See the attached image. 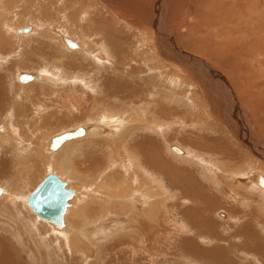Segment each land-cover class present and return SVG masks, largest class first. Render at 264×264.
I'll use <instances>...</instances> for the list:
<instances>
[{"label": "rangeland", "instance_id": "1", "mask_svg": "<svg viewBox=\"0 0 264 264\" xmlns=\"http://www.w3.org/2000/svg\"><path fill=\"white\" fill-rule=\"evenodd\" d=\"M39 1L40 0H35V2H34V0H28L27 3L28 2L29 3L34 2L35 4H38ZM43 1L47 5L51 4L52 8L51 9L48 8L47 12H45L46 10L45 11L41 10L40 12L37 13L40 16H38V15H36L33 12L28 10L29 11L28 13L25 14V12H24V19L22 21H20L21 19L18 15H19V12L21 10L22 3H24V2L21 1L22 3L20 2L21 3L20 4L19 1L17 0L16 3H19V4L15 5V0L14 1L13 0H0V19H4V20L6 19L7 24H3V27H4V30L6 33V37L8 38L7 41L9 42V43L7 42V45H5L6 46L5 48L0 47V59L4 63V64L0 65V79H1L0 80V94H1L0 105H3V104L5 105V106L3 105V107L0 106V145H1V147H0V155H1L0 156V185L3 187L7 184L6 185L7 187H10L13 189L16 188L17 190L18 189L22 190V193H20L22 195L21 198H17V199L14 198L15 201L13 199H12V201L10 200V202L7 201L10 199V197L12 198V196H10V197L8 196L9 198L5 196L4 200H3V196H2V198H0V199H2V200H0L1 201L0 202V225H1L0 226V233H1L0 234V241L2 242V243L0 242L1 243L0 244V249H1L0 254L4 253V251H3L4 248L7 247V245H9L10 252L13 255H17L18 258L21 261H23L25 264H188V263L190 264V262H197L198 264H224V259H221L219 261H215L214 258H212L210 256L209 257L208 256L204 257L203 255L198 256V254H196V253H193V252L189 253L186 250H183L182 249V242H184L186 240L193 239V240H197V242L202 247L212 248V247L216 246L215 248H217L218 246H224L226 249H228L227 251H225L224 254L228 255L229 257L232 256L233 259L235 260L236 264H240L238 259H237L240 252L243 251L240 248L241 247L240 243L239 244L238 243L233 244L234 248L232 247L231 250L229 248L231 245L228 246L229 242L235 241L233 238V235H235L234 230H236L238 227L235 226V229H232L229 231L224 230L225 226H228L227 224L231 225V227H234L233 226L234 222L229 220L228 217H227L228 223L223 222L224 217L222 218L220 216V212H226L227 213L229 211L230 214H233V215H235V214L239 215V213H241V211H245L246 214L252 213L253 210H258L261 207V204L264 205V196L261 197L263 195L261 192H259V191L257 192V190H254V192H253L251 189V191L249 190V192L253 195L252 198L250 199L251 201L248 198L244 197V195L241 194L237 199V201L239 200L238 202H235V203L232 202L233 206L231 205V203L225 204V202H231L230 200H228V197H230V196H228L229 194L226 195L227 193H226L224 187H227V186H226L225 181L219 182V179H221V178H218V177L221 176L220 174L222 173L225 176L226 175L228 176V177L227 176L226 177L228 178L229 181L231 180L233 182V180L229 177L230 173L232 176L234 174H236V176H240L239 172H241L242 170H246V169H241V167L242 168L246 167V162H249L251 160L253 161V159L255 160V158L251 152L244 150V146L240 143V141L238 140L237 137L234 138L230 135L232 133L229 131L228 127L225 126L222 118L219 119V117L216 116L218 125H215L214 123H216V122H215L214 118H211L212 116H210L211 121H209V122L210 123L213 122V124L217 127L216 129L210 128L209 125H207V124H209V122L206 123L207 116L205 117V114L203 111L205 105L202 107L203 102H205V100H206V98H205L206 94L204 95V92H203V90L200 89V87L193 90V89H191L192 86H190L187 89H188V91L190 89L192 91L190 90L188 92L187 90L185 91L186 86L184 85V86H182L183 87L182 90L184 89L182 91L181 87L179 88V85H180L179 83L173 82L171 78H170L171 79L170 80L169 78L165 77L166 75H168L167 72H171V70L174 68V66L173 65L169 66L170 64H169L168 59L165 58V56H162V54H159L161 56H159L160 58L158 57V59L155 57L154 50H153L155 44H154V42L150 41L151 32H148L149 30L147 32L146 31L142 32L140 30L130 28L129 26H127L128 23H126L123 20V18L124 19L127 18L126 19V20H128L127 22H132L134 19H135V21L141 22L142 21L141 19L143 17H145V16H141V15H146L145 13H150V16L152 15L153 19L157 20V12L158 11H157V9H155L154 1H151V0H126L127 3L133 2L134 5H130V6L134 7L133 9H131V11L134 12L135 14L128 12L129 14H127V15L130 16L132 14L131 18L123 17L121 19L116 15V14H118V12L114 11V9L111 7V5L108 4L107 1H104V0H81L84 7H85V10L88 12V13L84 14L85 18L90 16V18L88 17L89 19H85V21L87 20V22L83 21V25L81 26V28L83 30L81 28H79L80 23L79 24H77L75 22L73 23L74 17H73V12H71V9L73 8V2L75 0H43ZM108 1L110 2L113 0H108ZM114 1L117 2V7H122V9H123V5H124L123 3H126V2H123L125 0H114ZM167 1H168V3L172 2L170 0H165V2H167ZM215 1L216 0H209V1L204 0L203 4L205 3L204 5H206L209 2L215 3ZM230 1H232V0H229L227 2V4H221V5L222 6H224V5L230 6L232 4ZM263 2H264V0H253V1L248 0L247 2L245 0H242V4H243L242 7L240 5H237L233 8V12L236 15H234V14L229 15L230 17H232L231 19L234 20V22H229V23L232 26V28L233 27L238 28V31L236 33L229 32L225 28L223 29V25H225L227 27V20L224 21V20H222V18H219V16H215L214 14L217 12H215L213 10L212 11L211 10L210 11L209 10H202V15L199 18V21L195 23V20L192 18L191 14H188L185 17V15L182 12L184 9L180 8L182 5H179L180 6L179 9H178V5H174V7H177L178 11L175 10L174 11L175 14L174 13H170L171 15L169 13L166 14V16L164 18L165 22H164L163 28H162L163 29L162 34L160 36L164 40L172 39L174 42L176 41L175 45H177L179 48L184 49L187 52L192 51V53L199 54V56L203 60L210 63L212 66L215 67V69H217V70L219 69L218 71L219 72L221 71L220 73L221 74L223 73L222 75L225 77V75H227V73H229L231 70H233V68H231L230 65H223V66L221 65L222 66L221 67L219 64H217L215 62V60H213V59L210 60L211 58L209 57L210 54L208 52H205L204 54L209 55L208 56L209 58L207 56H205L204 54H202L201 52L198 53L197 52L199 50L198 44L207 43V45H208L209 43H211L214 45L215 44L218 45L221 42L229 43L233 39L238 40L237 35L244 37L247 34V42L252 41L253 44L250 45V47L254 52L251 50L250 52H245L246 54L245 53H243V54L245 55L246 59L252 58L251 60L253 62L251 64L255 63V65H254V68L253 67L249 68L250 65L246 64L243 66V68L241 70L237 69V72H234V73H238L240 71L239 73H241L244 76V77L242 76V78H244L243 84L246 85L247 81L249 83H247V86H248V87L246 86L247 88L244 85L242 86V88H244V90H245V93L244 92L241 93L240 91L237 92V85H235V86L233 85L234 89H233V86H231L232 90L234 92L233 97H232V101L235 100L236 104L239 107H241V111H244L245 114H247L248 118H247L246 122L251 123L252 125L251 124L248 125L247 123L246 124L248 125L249 128H252L251 132L253 133V135H256L257 137L261 136V137H263V140H264V131H262L264 129V104H263L264 103V87H263L264 86V51L259 52L260 49L264 50V47L259 48L258 45L254 46L255 43L260 44V43L264 42V36H261V35L259 36L258 32H257L258 30H260L259 26L260 25L262 26L264 24V4H263ZM201 3L202 2H200V5H199L200 8H202ZM9 4H11V7H13V8H10ZM127 6H129V5H127ZM247 6L249 7L248 10H246ZM208 7H210V6H208ZM260 7H261V9H260ZM32 8L35 9V6ZM143 8L145 9V11ZM173 8H172V10H173ZM122 9L120 8L121 11H122ZM134 9H136V11ZM239 9H240V12H238ZM165 10H166V8L163 7V10L161 12L163 13ZM254 10H256L257 13ZM121 11H119L120 14L126 16V14L121 13ZM51 12H52V15H51ZM177 12H180V14ZM237 13H239V14H237ZM251 13L254 15H250ZM30 15H33V16H30ZM133 17H134V19H133ZM173 17H174V19H173ZM90 19L92 21H90ZM32 21H33V24H31ZM260 21H263V23ZM85 23H87V24H85ZM28 25L32 26V29L36 30L35 31L36 33L34 31H32L31 32L32 34L35 33L32 35L31 33L24 34V33L20 32L19 34L22 36L23 35L26 36V38H24V40H23V37L21 38V36H20V42H19V39L16 38L17 37V31L19 30V28L26 27ZM239 25H242L241 26L242 28H240ZM13 26L17 27L16 31H13V29H12V28H14ZM77 26L79 29L77 28ZM256 26H258L259 29L255 28ZM254 28H255V30H254ZM209 29L219 30V31H217L216 35H214V33H212V34L209 33ZM49 30H50L51 34L49 33ZM71 30L74 31V34L72 33L73 31H71ZM77 30L80 33L79 34L80 36H77L78 35ZM66 31L68 32V35H70V36L72 34H73V36L76 35L75 37L80 38L83 41L86 40L85 42H87V43L89 41H93L92 43L95 46H97L98 44L103 42L104 45H106L105 46L106 49L104 51L108 52V53H104V51L103 52L101 51V55H98L97 53H94L96 51L94 48L93 49L87 48L81 41H78L79 45H80L79 49L73 50L72 48H69L68 46H66V44L63 40L65 36H68ZM83 32H84V34H82ZM108 33L111 34L112 36L109 37ZM222 33H225V34H223V35H225L224 37H221ZM114 34H118L122 38L118 37V36L113 37ZM70 36H68V37L70 39H72ZM258 36L261 38V40L263 37L262 42L260 41V38ZM119 38H120V40H119ZM209 38H210V40H209ZM116 39H117V41H115ZM122 39H123V41H122ZM35 40H36V42H35ZM53 40H54V42H53ZM112 40L114 42H112ZM255 40H258V41L256 42ZM49 41L53 42V43H50ZM206 41H208V42H206ZM238 41L240 42V40H238ZM10 42H11V44H10ZM96 42H98V43H96ZM40 43H41V45H40ZM61 44L65 47H63ZM93 44H91V47ZM195 45H197L196 48H194ZM61 49H62V51H61ZM63 49H65V50H63ZM136 49H138V50H136ZM193 49L196 51H193ZM156 50L158 51V48ZM69 51L72 53H70ZM90 51L91 52L93 51V52L91 53ZM137 51H139V52H137ZM234 51L235 50L230 51L229 53L233 54V55H235L236 53L242 54V52H239V50H236V53H234ZM137 53H140V54H137ZM247 53H249V54L247 55ZM105 54L107 55V57L109 55L108 59H106V57H105V59H102V60L98 59V58H100L99 56H102ZM111 54L115 57H113ZM251 54H253L252 57H251ZM256 54H257V57H254V55H256ZM121 56H122V59L124 61H121L122 60ZM256 58H257V60H256ZM100 61H101V63H100ZM244 61H247V60H244ZM122 62H124V63H122ZM116 63H117V66H115ZM112 64H114V65H112ZM124 64H125V66H124ZM122 65L124 66V68ZM110 66H112L116 70L114 71V69H113V71L112 70L110 71V68H112ZM165 66H167V67H165ZM223 67H224V69H223ZM247 67H248L249 71L252 70L253 74L255 72L256 73L258 72L257 74H258L259 78H258V76H254V75H256V73L254 75L252 74L253 76H251V71L250 72L247 71L248 70ZM39 68H41L40 71L45 70V72L44 71L40 72L38 70ZM159 68H160V70H159ZM245 68L247 70H245ZM130 69H131V71H130ZM162 69L164 71H162ZM17 71H31V72L34 71L36 73L43 74V76L40 77L41 79L39 77L38 78H39L40 82L42 81L45 84L42 82L40 84L39 80L36 79L35 82L32 81L33 84L29 83V86H28L29 91L28 90L26 91V89H21L20 85H22V84H21V82H19V80L17 78V74H16ZM233 71H235V70H233ZM165 72H166V74L163 75ZM48 73L50 75L51 81L48 80L50 78L47 79L45 77V76H47ZM78 73H79V75H81V74L82 75H81V77H79V79L77 78L78 79L77 80L76 76ZM15 74H16V76H15ZM92 74H94V76ZM95 74H97V75H95ZM245 74H246V76H245ZM83 75H85V76H83ZM90 75H92V77H93V79H91V84L94 85V86L92 85L93 86L92 92H91V89H87V91H86V90H84V89H86V87L85 88L83 87L86 83V80H89L86 77H89ZM154 75L155 76L157 75V76L155 77ZM81 78L84 79V81L81 80ZM155 79H157L156 82H154ZM164 80L166 81V83L169 82L168 84H166V86H165V82H163ZM229 81H230V79H229ZM245 81H246V83H245ZM70 82H72V84L76 82L75 83L76 87L71 88V84H69ZM117 82H118V84H117ZM59 83L62 84L61 86H63V87H57V86H60V85H58ZM152 83H154L153 86H151ZM46 84H48V85L46 86ZM77 84H79L80 86ZM96 84H97V86H96ZM53 85L56 86V88H58V89H55V87ZM162 85H164V86H162ZM170 85H172L171 86L172 89L168 88V87H170ZM52 86H53V88H52ZM77 86H79V87H77ZM116 86L119 88V90ZM50 87H51V89H49ZM96 87H98V89L99 88L100 89L98 90ZM43 88L46 90H43ZM173 88H174V91H171V90H173ZM1 90H2V93H1ZM47 90H48V92H47ZM82 90H84V91H82ZM94 90H95V92H94ZM240 90H243V89H240ZM4 91H5V93H4ZM23 91H25V92H23ZM167 91H169V92H167ZM246 91L248 92V94ZM51 92L52 93L54 92L55 94L57 93V95H52V94H50ZM198 92L199 93L201 92V93L199 94ZM62 93H64V94L62 95ZM144 93H146V94H144ZM161 93H163L162 96H161ZM179 93H180V95H179ZM156 95L157 96L159 95V96L157 97ZM163 95L165 96V98L163 97ZM160 96L162 98H160ZM180 96H182L183 99ZM188 96L192 97L193 99L188 97ZM171 97L174 100H171ZM184 97H186L187 99H190L191 101L195 100V102L197 101L196 99H198L199 100L198 103L201 105V110L200 111L197 110L195 112V110H196L195 107L187 106L185 108L183 105H181V107H179L180 104H185V102L187 101V99ZM153 98H156L157 102H156V99H153ZM163 98H164V100H163ZM180 98L182 99V103H181ZM204 98H205V100H204ZM247 98H248V100H247ZM150 99L155 100V102L153 100L149 101ZM166 99H167V101H165ZM177 99H179V101H177ZM146 100H148L149 102H147ZM257 101L258 102L260 101V102L258 103ZM143 102H146L147 104L144 103L142 105ZM151 102H153V104L155 103L154 104L155 107H154V105H152ZM168 102H170V103H168ZM169 104H171V105H169ZM166 105L171 107L170 111H176L177 110L179 113H184L185 111H187L185 109H188V112L190 114L192 112V114L188 116L187 120L190 117L193 118L194 120H195V118L196 119L198 118V120H201V123L199 124L198 122H196L192 119L194 122H192V123L190 122V123L191 124L195 123L194 125H197L198 127H195V129H193L194 132H191L193 126L190 127V125H189L188 128L190 127V132H191L190 133L189 129L185 130V128H183V125H186L185 122H184V124L181 125V123L183 121L182 122L180 121V123L177 124L176 126H174L175 124H173V126H172V124H171L172 117L170 116L171 113H169L170 115L168 117H170V119H171L170 122L168 120V123H167L168 125L170 124L169 126L166 123H164L167 121H162L163 119H160L159 117H155V119L153 120L155 123H158V124L163 123L162 127L163 126L165 127L166 125H167V127L161 128L160 131H157L154 133L153 132L154 130L151 131L148 128V127H150V126H148V124H149L148 120H151L153 118V116L156 114H157V116H159L160 113L162 112L161 109L163 108V106L166 107ZM102 108H103V110H102ZM112 108L114 109L113 111H116V112L119 111L118 113L122 117V120L119 122V128L117 129L116 134L106 135V134L102 133L101 130L96 131V129H93L95 131L94 132L92 130V128H93L92 127L90 129V131L91 132L93 131L94 133L88 132L91 134H89V135L87 134L85 137L80 138V140L79 139L71 140L65 146H63L61 149H59L60 151L56 150V152L58 151L57 153L54 151L53 152L48 151L47 153H44L42 155L40 153V152H42V150H40V151L37 150V147L42 145L43 142H46L47 140H49V138L51 136L56 135L58 133H61L64 130L74 129L75 127H78L79 125H83L86 123L94 124L96 121L99 122L101 119H103L105 117L106 113H111ZM158 108H160V110ZM182 108L185 111L182 110ZM192 108H193V110H192ZM157 110H159V111H157ZM113 111H112V113H113ZM98 112H100V113H98ZM193 114H195V115H193ZM98 115H99V117H96ZM102 115H104V116H102ZM248 115L251 116V119L249 118ZM7 117H8V120H7ZM121 117H118V118H121ZM130 119L132 121H130ZM158 119H160V120H158ZM8 121L11 123V128L9 127ZM122 122H125V123H122ZM153 125H155V124H153ZM178 125H180V128ZM3 126L6 127V129H4ZM168 127H170L169 129L171 131H173V133H172L173 135L171 134V131L169 129H167ZM184 127H186V126H184ZM248 127H246V128L249 129ZM174 128H177V129H174ZM8 129H9V131H7ZM165 129H167V130H165ZM179 129H180V131H179ZM174 130H177V132L175 131L176 133H174ZM182 130L187 131V132L183 133ZM161 132H162V136H160ZM165 132H166V135L164 136L163 134ZM178 133H180V134H178ZM187 133H189V134H187ZM155 134H156V136H155ZM170 135H171V138H170ZM176 135L179 137H177ZM149 137H151L150 142L148 139ZM165 137H167L166 140H165ZM191 137L193 139H195V138L196 139L193 140ZM108 138H110L111 140H109ZM5 139H7L8 141H7V145L4 144L5 145L4 146L2 143L4 142ZM169 139H170V141H169ZM161 140L163 142H160ZM4 143H6V142H4ZM20 143H23L26 147H29V149H27V151L25 152L24 147L21 148V146L19 145ZM71 143L73 145L75 144V146H72ZM101 143H102V145H101ZM247 143H250V141H248ZM8 144H10L9 147H8ZM15 144H16V146H15ZM133 144H135L136 147H134L135 145H133ZM251 144L254 145L255 143H251ZM17 145H18V147H17ZM43 145H45V143H43ZM196 145H199V148H197ZM12 146H14V147H12ZM103 146L106 148H104ZM130 146H132L134 148H131ZM138 146L140 149L138 148ZM172 146H179V147L183 148L184 151L186 152V154H178V153L174 152L172 149ZM73 147L74 148L77 147V149H74ZM152 147H154V150L157 153V155L152 156L153 160L150 157V155H154L156 153L154 152V154H153V148ZM10 148H11L12 152H11ZM79 148L81 149V151ZM119 149H121V150L119 151ZM133 149H135L136 151H134ZM137 149H138V151H137ZM4 150H6V151L4 152ZM29 150H32V151L29 152ZM75 150L77 152H75ZM61 151H62V153H61ZM130 151H131V153L133 151L132 155H130ZM203 151L205 153L213 154V156L217 157V159L222 158L220 162H217V164L215 163V165H213V168H214L213 171L215 170V173H213V174L217 175V177H215L213 174L212 175L216 178L215 179V181H217L216 183L214 181V177L211 176L210 174L208 175V171L205 172L207 170L206 169L207 167H206L205 162H203V158H206L204 155H202ZM221 151H223V152H221ZM226 151H228V152H226ZM120 152L121 153L123 152L124 154H121ZM245 152L247 154H245ZM135 153L136 154L138 153V154L136 155ZM219 153H220V156H219ZM224 154H226V155H224ZM69 155H71V156H69ZM146 155L148 156V158L150 157V160L147 159ZM171 155H172V157H171ZM133 156L134 157L136 156L135 160L139 157L137 159V162L134 161ZM222 156H224V157H222ZM247 156H248V158H246ZM144 157H146V158L144 159ZM174 157L175 158L177 157V159H175ZM56 158H58V159H56ZM160 158L163 160H161ZM132 160L134 162H132ZM151 160L153 161V163ZM71 161L74 165L71 163ZM141 161H143V162H141ZM229 161H230V164L228 163ZM124 162H125V166L123 167L121 165H124L123 164ZM131 162L133 164H131ZM126 163H128V164L126 165ZM134 163L136 164V166ZM144 163H146V165ZM148 163H150V164L148 165ZM232 163H236V164L239 163L240 169L235 168V167L234 168L231 167V165L232 166L235 165V164L233 165ZM129 164H130V166H128ZM68 165H70V166H68ZM71 165H72V167H71ZM226 165H228V167L224 168V167H226ZM73 166H74V168H73ZM217 166H218V168H217ZM69 167H71V168H69ZM130 167H132V168H130ZM134 167L138 168V169L136 170ZM156 167H158V168H156ZM161 167L162 168L164 167V168L161 169ZM178 167H180V168H178ZM228 168L230 169L229 175H228V170H227ZM219 169H221V170H219ZM237 169H239L238 174L236 173L238 171ZM140 170H142L143 172H140ZM254 170H257V169H254ZM134 171H135V173H134ZM137 171H139L140 173ZM202 171H204L205 173H202ZM224 171L226 174L224 173ZM49 172H56L60 175H63L62 177L64 179L67 177L65 180L70 181L69 187L80 189L79 192H81V195H80V193L78 194V198H76L75 200L73 199L74 200L73 203H75V204L72 205L74 208H73V211H71V213L69 215V218L71 220H73L77 225L75 224L74 228L71 229V230H74V229L75 230L74 231L70 230V232L67 235L60 233V232H66L65 230H61L59 233H57L54 231L52 226H50V225L48 226V224H49L48 222L39 219L32 212V210L29 208L27 202H24V199H23L26 196L28 197V195L32 192V190H34L38 186V184L42 181L43 177H45ZM124 172L125 173L129 172V174L130 173L131 174L130 175L128 174V176H127V174H125ZM142 173H143V175H142ZM144 173H146V175H144ZM166 173H168L170 175H168ZM201 173L204 174L205 176L202 175ZM140 174L143 177L138 176ZM64 175H66V177ZM131 175H132V177H131ZM206 175L209 176V179H210V177L211 178L213 177V181H211L212 179H210V181H209V179L207 178L208 176H206ZM144 176H147L148 178L144 177ZM153 176L155 177L156 180H159L161 182V184L155 183L154 182L155 179ZM110 177H112V179ZM169 177L174 178L175 181L171 180ZM221 177H223V176H221ZM234 177H235V175H234ZM145 178H147V180ZM109 179H111V180L114 179L117 182L115 181V183H114V181L112 182ZM132 179H133V181H132ZM72 181L74 183H76L77 186H71V183H73ZM108 181L111 182V184L107 183ZM139 182H144V183H140V184H143L142 185L143 187H146L145 185H147V187H146L147 191H146V188L143 189V187L138 184ZM194 182L196 184H194ZM82 183H83V186H82ZM97 184H98V186H96ZM107 184H109V186ZM115 184H117V185H115ZM118 184L120 186H118ZM221 184H224V185L221 186ZM15 185H16V187H15ZM101 185H102V187H104V189L101 188ZM122 185H123V187H122ZM210 185H213L216 187L219 185L217 188L220 189L221 192H217V190H215L216 189L215 188L214 190L216 192L212 193V191H210L211 190ZM139 186H141V187H139ZM178 186H179V188H178ZM181 186H184L188 189L186 192L183 193L185 198H188L187 195H189V194H191L190 196H192V197H194L193 195L195 194V196L197 197L200 194V192L203 191L204 195L206 192L207 193L209 192L208 197L209 198L213 197V199H214L213 202L219 201V203H217V207H216L217 210L212 211V208H211L210 209L211 211L209 209H207L206 212H204L203 216H205L207 218L209 217L208 218L209 222H204L205 224H202V227H200V228H197V226H194V224L197 225L196 223H194V222H197L196 220H194L196 217L193 218L195 214L193 215V213L189 211V213H192L191 215L193 216L192 218H190V217H186V214L183 212V211L190 209V208L195 209L193 205L181 207L179 209L177 208V210H176L177 211L176 213L178 214L177 219L175 218V215L172 212V207L180 201L179 199L182 196V193H181L182 190L180 188ZM93 187H95V188H93ZM113 187H116V188L113 189ZM135 187H136V189H135ZM194 187H195V189H194ZM202 187H204V190H201ZM21 188H23V189H21ZM105 188H107L108 190ZM151 188L152 189L155 188V191H154V189L152 190ZM156 188L161 189V192L163 195V197L162 196L161 197L163 199H165V198L167 199L166 208H168L172 212L171 214L168 215L169 217L166 219V221H164L163 223H159L160 225H158V223H155V221H152V218H150L151 216H149V214H148V212L150 213L151 210L154 209L155 203H157V202L162 203V200H163L158 195ZM95 189H98V190L95 191ZM205 190H206V192H205ZM222 190H223V192H222ZM123 191L125 192V194ZM27 192L29 194H27ZM120 192H121V194H120ZM148 192H150V193H148ZM151 192H153V193H151ZM89 193H91V194H89ZM102 193H103L104 197H103ZM107 193H109V196L108 195L105 196ZM126 193H127V196H126ZM221 193L224 194L225 196L221 195ZM117 194H118V196L116 197L115 195H117ZM139 195L143 196V199ZM124 197H125V200L123 199ZM136 197L139 200L136 199ZM146 197H148V199ZM104 198H105V200H104ZM79 199H81V200H79ZM106 199H108V200H106ZM111 199H112V201H111ZM129 200H132V201H129ZM147 200H149V201L147 202ZM241 200H242V202L240 204ZM4 201H6L7 203ZM72 201H71V204H72ZM106 201H107V203H106ZM124 201H126V202H124ZM128 201L130 203H128ZM133 201L134 202L136 201V204ZM3 202L5 203V205ZM13 202H14V204H13ZM15 202H17V203L15 204ZM143 202H145V203H143ZM246 202H247V204H246ZM112 203H115L116 207H115V204H112ZM148 203L150 204V207H149ZM242 203H243V205H242ZM111 204L113 205V208L111 207ZM117 204L120 206H118ZM193 204H195L196 207L200 205V203L198 201H197V203H193ZM249 204H250V206H249ZM2 205H4V206L2 207ZM13 205H15V206H13ZM246 205L248 206V208ZM25 206L27 207V209H28L27 211L30 213V215L28 212L25 211V209H26V208H24ZM106 206H107V208H106ZM136 206H138V207H136ZM7 207H10L9 209L11 211ZM133 207H135V208H133ZM139 207H141V208H139ZM257 207H258V209H257ZM2 208L5 209L6 211L2 210ZM82 208H85V209L83 210ZM114 208H117V209H114ZM107 209H109V211ZM135 209H137V210H135ZM89 210L91 211L90 213H89ZM99 210H101L102 213L99 212ZM121 210H122V212H121ZM24 211L27 214L24 215V213H23ZM81 212H82V214H81ZM137 212H139V214ZM85 213H86V215L89 214V217L86 216L88 218V220H86L87 218L85 217ZM94 213H97V214H94ZM131 213L133 214V216ZM228 213H227V215H228ZM121 214L122 215L124 214V215L122 216ZM27 215H29L32 219H30L29 216L27 217ZM91 215L93 216L92 218H91ZM213 215L216 216L215 217L216 218V225L214 224V216ZM25 216L27 217V220H26ZM78 216H80V217H78ZM103 216H105V217H103ZM81 217L84 220H80ZM102 217H103V219L105 218V221L108 220L107 223L109 225L108 224L102 225V222L99 221L100 218H101L100 220H102ZM127 217H130L131 219L127 218ZM19 218H21V220H19ZM35 218H36V220H35L36 230L33 229V227H35L33 225ZM77 218H79V220ZM188 218H190L189 222H188ZM76 219L80 222H78ZM211 219H212V221H211ZM25 220L29 221V225H28V222L24 223ZM111 220H113V221H111ZM173 220H176L175 222H178V224L175 223ZM97 221L99 222V225H101V226L96 224V223H98ZM32 222H33V224H31ZM39 222H41V223H39ZM36 223L37 224L39 223L40 225L39 224L37 225ZM45 223L47 225H45ZM263 223L264 222H262L261 225ZM21 224H23V225H21ZM156 224H157V226H156ZM182 224H187L186 227H188V230H186V233L177 231V232H174L175 233L174 234L172 227H175L176 225L182 226ZM208 224H210L211 229L214 230L213 236L218 234L219 239L217 241H215V239L210 235V232H209L210 227ZM82 225H84V226H82ZM94 225H96V226L93 227ZM112 225H115V226H112ZM27 226H28V228H27ZM46 226L49 227L51 229V231ZM102 226H103V230L101 229ZM263 226H264V224H263ZM263 226L260 227V225L258 224L257 230L259 231L260 236H262V238L264 239V232H263L264 228H262ZM108 227H110L111 229ZM104 228H105V230H104ZM96 229H97V231H96ZM42 230H43V232H42ZM47 230H49V231H47ZM81 230H82V233H81ZM92 230H93V232H92ZM224 231H228L227 232L228 234L224 233ZM34 232L36 235L34 234ZM51 232H52V234H51ZM71 232H72V234H71ZM78 232H80V233H78ZM84 233H89V234L85 235ZM195 233L197 234V236ZM71 235H73L74 237ZM50 237H52V238H50ZM198 237H201L202 239L198 240ZM53 238H55V239L52 240ZM142 238L143 239L145 238L144 243L143 242L141 243ZM209 238L213 239L215 242H212V241L209 242ZM36 240H37V243L40 242L41 244L38 243V245H37ZM71 240L73 242H71ZM225 240H226V242L227 241L228 242L226 243ZM3 242H4V244H3ZM75 242H77V244H75V246H74ZM139 242H140V244H139ZM24 244H26V245H24ZM70 244L71 245L73 244L72 246L74 248L71 247ZM2 245L5 247H3ZM40 245H41V247H40ZM78 245H80V246H78ZM37 247H38V250L40 252L37 250ZM34 249L36 250V252ZM138 250H139V253L137 252ZM31 251H32V254H31ZM28 252L30 253V255L28 254ZM86 252H88V253H86ZM46 253H48V254H46ZM60 253H61V256H60ZM34 254H35L36 258L34 257ZM81 254H83V255H81ZM56 255H57V257H59L58 259H57ZM77 255H80V256H77ZM178 255H179V257H178ZM48 256L50 258H48ZM256 256H257V254H256ZM32 257H34V258H32ZM81 257L85 261H82L83 259ZM180 257H181V260L177 259ZM37 258H39V259H37ZM42 258L44 260H41ZM33 259L35 260V263H34ZM55 260H59V262L55 261ZM41 262H43V263H41Z\"/></svg>", "mask_w": 264, "mask_h": 264}, {"label": "bare ground", "instance_id": "2", "mask_svg": "<svg viewBox=\"0 0 264 264\" xmlns=\"http://www.w3.org/2000/svg\"><path fill=\"white\" fill-rule=\"evenodd\" d=\"M14 1V0H13ZM19 1V3L22 1V2H24V3H22V6H21V10H20V12H19V17H20V21H22L23 19H24V12H25V14L26 13H28L29 11H31V12H33L34 14H36V15H38L37 13L38 12H40L41 10H43V11H45V12H47V9L48 8H52V6H51V4L50 5H47L43 0H40L39 1V3L38 4H35L34 2H35V0H34V2H28L27 3V1L28 0H18ZM26 1V2H25ZM104 1H107L108 2V4L109 5H111V7L114 9V11H116V12H118V14H116L119 18H123V17H129V18H131V16H132V14H135L134 12H132L131 11V9H133L134 7L133 6H130V5H134L133 4V2H130V3H127L126 2V0L125 1H123V2H126V3H123L124 5H123V9H122V7H117V2H115L114 0L113 1H108V0H104ZM151 1H154V5H155V9H157V20H154L153 19V17H152V15L150 16V13H145L146 15H141V16H145V17H143L141 20V22L140 21H135V19H134V17H133V21L132 22H127L128 20H126V19H124L123 18V20L126 22V23H128L127 24V26H129L130 28H134V29H137V30H140V31H148V32H151V36H150V41L151 42H154V44H155V46H154V55H155V57L158 59V57L159 56H161V55H159V54H162V56H165V58H167L168 59V61H169V66H171V65H173L174 66V68L171 70V72H167L168 73V75H166L165 77L166 78H171L172 79V81L173 82H176V83H179L180 85H179V88L181 87V90H182V86H186V88H185V91L187 90L188 91V89L187 88H189L190 86H192L191 87V89H196V88H199L200 87V89L201 90H203V92H204V95H205V98H206V100H205V98H204V100H205V102H203V104H202V107L204 106V109H203V111H204V114H205V117L207 116V119H206V123H208L209 121H211V118H214V120H215V122L216 123H214L215 125H218L217 124V119H216V116L217 117H219V119H221L222 118V120H223V122H224V124H225V126H227L228 127V129H229V131L232 133V134H230L232 137H237L238 138V140L240 141V143L244 146V150H247V151H249V152H251L252 153V155L254 156V158H255V160L253 159V161L251 160V161H249V162H246V167H241V169H246V170H242L241 172H239V167H240V165H239V163H232L234 166H232L231 165V167H235V168H239V169H237L238 171L236 172L237 174H238V172H239V175L240 176H236V174H234L235 175V177H234V175L232 176L231 175V173H230V169L228 168L227 170H228V175H229V173H230V175H229V177L233 180V182L230 180H228V176L226 177L224 174H220L221 176H223V177H221V176H219L218 178H221V179H219V182L220 181H225V183H226V186L227 187H224V189H225V191H226V195H228V196H230V197H228V200H230L231 202H225V204L226 203H231V205L233 206V203L232 202H238L237 201V199H238V197L242 194V195H244V197H246V198H248L249 200L252 198V194L249 192V190L251 191V189H252V191L254 192V190H257V192L259 191V192H261L263 195L261 196V197H263L264 196V140H263V137H261V136H256V135H253V133L251 132V130H252V128H249L248 127V125H250L251 123H248V122H246L247 121V114H245V112L244 111H241V107H239L237 104H236V101L234 100V101H232V97H233V90H232V87L231 86H235V85H237V92H241V93H245V90H244V88H242V86L244 85L245 87L247 86V83H249L248 81H247V83H246V81H245V83H246V85L245 84H243V80H244V78H242V74L241 73H234V72H237V69H242L243 68V66L244 65H246V64H248V65H250L249 66V68H254V65H255V63L254 64H251L253 61L251 60V59H246L245 58V55L243 54V53H245V52H250L252 49H251V47H250V45H252L253 43H252V41L251 42H247V34L243 37V36H238L237 35V39L238 40H240V42L238 41V40H235V39H233V40H231L229 43H223V42H221L220 44H211V43H209L208 45H207V43H204V44H198V46H199V50L197 51L198 53L199 52H201L202 54H204L205 52H208L209 54H210V56L209 55H206V54H204L205 56H209L211 59L210 60H215V62L217 63V64H219L220 66L222 65H230L231 66V68H233V70H235V71H233V70H231L229 73H227V75H225V77L217 70V69H215V67L214 66H212L210 63H208V62H206L205 60H203L200 56H199V54H195V53H192V51L191 52H187V51H185L184 49H182V48H179L177 45H175V42L172 40V39H169V40H164L163 38H161V34H162V28H163V24H164V22H165V16H166V14H170V13H174V11L175 10H177V7H174V5H178V9H179V5H182L180 8H183L184 10L182 11L183 12V14L185 15V17L188 15V14H191V16H192V18L195 20V23L196 22H198L199 21V18L201 17V15H202V10H213V11H215V12H217V13H215L214 15L215 16H219V18H222V20H227V27L225 26V25H223V29L225 28V29H227L229 32H232V33H236L237 31H238V28H235V27H233L232 28V26L230 25V23L229 22H234V20L233 19H231L232 17H230L229 15L230 14H234V15H236L234 12H233V8L235 7V6H237V5H240L241 7L243 6V4H242V0H232V1H230L232 4L230 5V6H222L221 4H227V2L229 1V0H216L215 1V3L213 2V3H211V2H209L208 4H206V5H204L203 4V1L204 0H170V1H172V2H170V3H168V1L167 2H165V0H151ZM198 1V2H197ZM209 1V0H208ZM246 2L248 1V0H245ZM251 1H253V0H251ZM17 2V0H15V5H17V4H19V3H16ZM200 2H202L201 3V6H202V8H200L199 7V5H200ZM244 2V1H243ZM9 3V2H8ZM20 3V4H21ZM263 4H264V2H263ZM10 5V8H13V7H11V4H9ZM14 5V4H13ZM127 5H129V6H127ZM35 6V9H33L32 7H34ZM208 6H210V7H208ZM163 7H165L166 8V10L162 13L161 11L163 10ZM174 7V8H173ZM30 8V9H29ZM120 8L122 9V11L120 10ZM172 8H173V10H172ZM248 6L246 7V10H248ZM144 9V8H143ZM260 9H261V7H260ZM29 10V11H28ZM135 11H136V9H134ZM181 10V9H180ZM119 11H121V13H123V14H126V16H124V15H122V14H120V12ZM144 11H145V9H144ZM178 11V10H177ZM255 12H256V10H254ZM30 12V13H31ZM44 12V13H45ZM71 12H73V17H74V19H73V23L75 22V23H77V24H79V28H81V26L83 25V21H85V19H89L90 18V16H88V17H86L85 18V16H84V14H86V13H88L86 10H85V7H84V5H83V3H82V1L81 0H75L74 2H73V8L71 9ZM132 13L130 16L129 15H127V14H129V13ZM238 12H240V9L238 10ZM14 13V12H13ZM12 13V14H13ZM49 13V12H48ZM177 13H179L180 14V12H177ZM257 13V12H256ZM32 14V13H31ZM46 14V13H45ZM148 14V15H147ZM175 14V13H174ZM220 14V15H219ZM237 14H239V13H237ZM51 15H52V12H51ZM171 15V14H170ZM241 15V14H240ZM250 15H254V14H250ZM30 16H33V15H30ZM38 16H40V15H38ZM238 16V15H237ZM118 18V19H119ZM136 18V17H135ZM172 19V18H171ZM173 19H174V17H173ZM221 20V19H220ZM233 20V21H232ZM90 21H92L91 19H90ZM65 22V21H64ZM85 22H87V20L85 21ZM260 22H262L263 23V21H260ZM3 24H7L6 23V19L4 20V19H0V47L1 48H5L6 46L5 45H7V37H6V33H5V30H4V27H3ZM31 24H33V21L31 22ZM60 24V23H59ZM85 24H87V23H85ZM238 24V23H237ZM236 24V25H237ZM259 24V23H258ZM257 24V25H258ZM16 25V24H15ZM23 25V24H22ZM50 25V24H49ZM69 25V24H68ZM240 26V28H242L241 26L242 25H239ZM238 26V27H239ZM14 28H12L13 29V31H16L17 29V27L16 26H13ZM69 27V26H68ZM237 27V26H236ZM253 27V26H252ZM264 24L261 26H259V28H260V30H256L257 32H258V35L260 36H264ZM24 28H28L29 30L28 31H23V29ZM77 28H78V26H77ZM78 28V29H79ZM255 28H258V26H256ZM255 28H254V30H255ZM258 28V29H259ZM48 29V28H47ZM82 29V28H81ZM51 30V29H50ZM50 30H49V33H50ZM66 30V29H65ZM70 30V29H69ZM83 30V29H82ZM81 30V31H82ZM262 30V31H261ZM32 31H36V30H34V29H32V26H30V25H28V26H26V27H21V28H19V30L17 31V37L16 38H18L19 39V42H20V36H21V38L23 37V40H24V38H26V36H22V35H20L19 33L20 32H22V33H24V34H29V33H31ZM48 31V30H47ZM71 31H73V30H71ZM217 31H219V30H211V29H209V33L210 34H212V33H214V35H216V33H217ZM67 32V31H66ZM70 32V31H69ZM36 33V32H35ZM35 33H33V34H35ZM73 34H74V31L72 32ZM76 33V32H75ZM88 33V32H87ZM32 34V33H31ZM32 34V35H33ZM47 34V33H46ZM51 34V33H50ZM73 34L70 36V35H68V32H67V35L68 36H70L72 39H70L68 36H65L64 37V42H65V44H66V46H68L69 48H72L73 50L74 49H79L80 47V45H79V42L78 41H81L87 48H89V49H95L96 51L94 52V53H97L98 55H101V51L103 52L105 49H106V45H104V43L103 42H101L100 44H98L97 46H95L92 42L93 41H89L88 43L87 42H85V41H83V40H81L80 38H77V37H75V36H73ZM77 36H80L79 34V32H78V30H77ZM82 34H84V32L82 33ZM149 34V33H148ZM223 34H225V33H222V35H221V37H224L225 35H223ZM54 35V34H53ZM52 35V36H53ZM90 35V34H89ZM51 36V37H52ZM85 36V35H84ZM108 36L109 37H111L112 35L111 34H109L108 33ZM121 37V36H119L118 34H114L113 35V37ZM258 36V37H259ZM107 37V36H106ZM28 38V37H27ZM34 38V37H33ZM93 38V37H92ZM91 38V39H92ZM122 38V37H121ZM236 38V37H235ZM256 38V37H255ZM260 38V37H259ZM49 39V38H48ZM67 39H70V40H72L73 42H75L76 43V47H71V46H69L68 44H67ZM125 39V38H124ZM177 39V38H176ZM179 39V38H178ZM26 40V39H25ZM50 40V39H49ZM61 40V39H60ZM107 40V39H106ZM119 40H120V38H119ZM183 40V39H182ZM209 40H210V38H209ZM259 40V39H258ZM258 40H255L256 42L258 41ZM27 41V40H26ZM33 41V40H32ZM51 41V40H50ZM49 41V42H50ZM115 41H117V39L115 40ZM122 41H123V39H122ZM121 41V42H122ZM125 41V40H124ZM260 41L262 42L263 41V37H262V40H261V38H260ZM29 42V41H28ZM34 42V41H33ZM35 42H36V40H35ZM39 42V41H38ZM53 42H54V40H53ZM53 42H50V43H53ZM112 42H114L113 40H112ZM206 42H208V41H206ZM9 43V42H8ZM30 43V42H29ZM62 43V42H61ZM96 43H98V42H96ZM120 43V42H119ZM10 44H11V42H10ZM91 44H93L92 45V47H91ZM117 44V43H116ZM224 44V45H223ZM40 45H41V43H40ZM62 45V44H61ZM255 45H258V47L259 48H262V47H264V42H262V43H260V44H258V43H255L254 44V46ZM63 46V45H62ZM113 46V45H112ZM43 47V46H42ZM63 47H65V46H63ZM120 47V46H119ZM140 47V46H139ZM197 47V45H195V47L194 48H196ZM115 48V47H114ZM158 48V51L156 50ZM63 50H65V49H63ZM116 50V49H115ZM136 50H138V49H136ZM233 50H235L234 51V53H236V50H239V52H242V54H239V53H236L235 55H233V54H230L229 52L230 51H233ZM61 51H62V49H61ZM68 51V50H67ZM107 51V50H106ZM120 51V50H119ZM140 51V50H139ZM139 51H137V52H139ZM193 51H196V50H194L193 49ZM253 51V50H252ZM260 51H264L263 49H260L259 50V52ZM70 52V51H69ZM91 52V51H90ZM93 52V51H92ZM91 52V53H92ZM118 52V51H117ZM238 52V51H237ZM254 52V51H253ZM258 52V51H257ZM13 53V52H12ZM65 53V52H64ZM70 53H72V52H70ZM104 53H108V52H105L104 51ZM115 53V52H114ZM263 53V52H262ZM128 54V53H127ZM137 54H140V53H137ZM246 54V53H245ZM249 53H247V55H248ZM258 54V53H257ZM257 54L256 55H254V57H257ZM94 55V54H93ZM112 55V54H111ZM110 55V56H111ZM233 55V56H232ZM252 55L253 54H251V57H252ZM113 56V55H112ZM111 56V57H112ZM117 56V55H116ZM202 56V55H201ZM100 58H98V59H100V60H102V59H105V57H106V59H108V57H109V55H108V57H107V55L105 54V55H102V56H99ZM113 57H115V56H113ZM141 57V56H140ZM208 57V58H209ZM160 58V57H159ZM164 58V57H163ZM204 58V57H203ZM116 59V58H115ZM121 59H122V56H121ZM111 60V59H110ZM109 60V61H110ZM119 60V59H118ZM244 60H247V61H244ZM256 60H257V58H256ZM62 61V60H61ZM95 61V60H94ZM121 61H124L123 59L121 60ZM208 61V60H207ZM113 62V61H112ZM94 63V62H93ZM100 63H101V61H100ZM122 63H124V62H122ZM128 63V62H127ZM126 63V64H127ZM2 64H4L3 63V61H1V59H0V65H2ZM103 64V63H102ZM112 65H114V64H112ZM163 65V64H162ZM168 65V64H167ZM115 66H117V63H116V65ZM114 66V67H115ZM121 66V65H120ZM123 66V65H122ZM124 66H125V64H124ZM124 66H123V68H124ZM156 66V65H155ZM221 66V67H222ZM110 67H112V66H110ZM129 67V66H128ZM157 67V66H156ZM165 67H167V66H165ZM104 68V67H103ZM134 68V67H133ZM153 68V67H152ZM158 68V67H157ZM161 68V67H160ZM160 68H159V70H160ZM163 68V67H162ZM256 68V67H255ZM40 69L41 68H39L38 70L40 71ZM97 69V68H96ZM113 69H114V71L116 70L115 68H110V71L112 70L113 71ZM122 69V68H121ZM120 69V70H121ZM127 69V68H126ZM155 69V68H154ZM223 69H224V67H223ZM229 69V68H228ZM247 69H248V67H247ZM246 68H245V70H247ZM166 70V69H165ZM244 70V69H243ZM38 71V72H39ZM45 72V70H41L40 72ZM77 71V70H76ZM118 71V70H117ZM116 71V72H117ZM123 71V70H122ZM127 71V70H126ZM130 71H131V69H130ZM162 71H164L163 69H162ZM229 71V70H228ZM247 71H249V69L247 70ZM246 71V72H247ZM251 71V76H253L254 74L252 73V70H250ZM249 71V72H250ZM166 72L163 74V75H165L166 74ZM254 72V71H253ZM24 73H27V74H29V75H31V79L30 80H21V75L22 74H24ZM83 73V72H82ZM118 73V72H117ZM248 73V72H247ZM246 73V74H247ZM258 73V72H257ZM256 73V75H254V76H258V74ZM16 74H17V78H18V80H19V82H21V84L22 85H20V88L21 89H26V91L29 89V83L31 84L32 83V81H36V79H38L39 80V78L41 77V76H43V74H39V73H36V72H31V71H17L16 72ZM16 74H15V76H16ZM38 74V75H37ZM76 74V73H75ZM84 74V73H83ZM122 74V73H121ZM127 74V73H126ZM131 74V73H130ZM137 74V73H136ZM160 74V73H159ZM158 74V75H159ZM246 74H245V76H246ZM249 74V73H248ZM253 74V75H252ZM45 75V74H44ZM82 75V74H81ZM81 75H79V73L77 74V76H76V79L78 78L79 79V77H81ZM93 76H94V74H92ZM92 75H90L89 77H86L87 79H89V80H86V83H85V85L83 86L84 88L86 87V89H84V90H86L87 91V89H91V92H92V87L94 86L93 84H91V79H93V77H92ZM95 75H97V74H95ZM120 75V74H119ZM83 76H85V75H83ZM82 76V77H83ZM131 76V75H130ZM155 76V75H154ZM157 76V75H156ZM155 76V77H156ZM250 76V77H251ZM39 77V78H38ZM47 79L48 78H50V75H49V73L47 74V76H45ZM92 77V78H91ZM97 77V76H96ZM153 77V76H152ZM244 77V76H243ZM249 77V78H250ZM261 77V76H260ZM258 78H259V76H258ZM16 79V78H15ZM14 79V80H15ZM41 79V78H40ZM45 79V78H44ZM43 79V80H44ZM46 79V80H47ZM75 79V78H74ZM77 79V80H78ZM98 79V78H97ZM170 79V80H171ZM229 79H230V81H229ZM1 80V79H0ZM7 80V79H6ZM13 80V79H12ZM45 80V81H46ZM48 80H50L51 81V78L50 79H48ZM81 80H83L84 81V79H82L81 78ZM156 80L157 79H155V81L154 82H156ZM166 80V79H165ZM163 81V82H165V86H166V84H168V83H166V81ZM252 80V79H251ZM49 81V82H50ZM76 81V80H75ZM80 81V80H79ZM82 81V82H83ZM93 81V80H92ZM95 81V80H94ZM138 81V80H137ZM151 81V80H150ZM14 82V81H13ZM18 82V83H19ZM39 82H40V80H39ZM42 82V81H41ZM41 82H40V84H41ZM48 82V81H47ZM46 82V83H47ZM69 82V81H68ZM252 82V81H251ZM7 83V82H6ZM37 83V82H36ZM42 83H44V82H42ZM76 83V82H75ZM75 83H73L72 84V82H70L69 84H71V88H75L76 87V84ZM232 83V84H231ZM258 83V82H257ZM15 84V83H14ZM20 84V83H19ZM33 84V83H32ZM35 84V83H34ZM45 84V83H44ZM49 84V83H48ZM48 84H46V86L48 85ZM65 84V83H64ZM98 84V83H97ZM97 84H96V86H97ZM117 84H118V82H117ZM153 84L154 83H152V85L151 86H153ZM164 84V83H163ZM193 84V85H192ZM2 85V84H1ZM5 85V84H4ZM3 85V86H4ZM43 85V84H42ZM52 85V84H51ZM58 85H60V86H57V87H63V86H61L62 84H58ZM77 85H79V84H77ZM93 85V86H92ZM101 85V84H100ZM177 85V84H176ZM32 86V85H31ZM30 86V87H31ZM45 86V87H46ZM54 86V85H53ZM53 86H52V88H53ZM69 86V85H68ZM80 86V85H79ZM79 86H77V87H79ZM99 86V85H98ZM103 86V85H102ZM158 86V85H157ZM162 86H164V85H162ZM169 86V85H168ZM167 86V87H168ZM171 86L172 85H170V87H168V88H171ZM174 86V85H173ZM234 86H233V89H234ZM241 86V87H240ZM263 86V85H262ZM18 87V86H17ZM44 87V88H45ZM49 87V86H48ZM55 87V89H58V88H56V86H54ZM101 87V86H100ZM117 87V86H116ZM137 87V86H136ZM248 87V86H247ZM246 87V88H247ZM264 87V86H263ZM19 88V87H18ZM43 88V90H46V89H44ZM97 89H98V87H96ZM118 88V87H117ZM166 88V87H165ZM49 89H51V87L49 88ZM64 89V88H63ZM79 89V88H78ZM81 89V88H80ZM83 89V88H82ZM100 89V88H99ZM98 89V90H99ZM137 89V88H136ZM172 89V88H171ZM190 89V90H191ZM240 89H243V90H240ZM6 90V89H5ZM54 90V89H53ZM67 90V89H66ZM84 90H82V91H84ZM118 90H119V88H118ZM167 90V89H166ZM169 90V89H168ZM176 90V89H175ZM184 90V89H183ZM182 90V91H183ZM189 90V91H190ZM29 91V90H28ZM81 91V92H82ZM171 91H174V88H173V90H171ZM170 91V92H171ZM184 91V92H185ZM188 91V92H189ZM192 91V90H191ZM23 92H25V91H23ZM47 92H48V90H47ZM94 92H95V90H94ZM149 92V91H148ZM153 92V91H152ZM161 92V91H160ZM159 92V93H160ZM167 92H169V91H167ZM195 92V91H194ZM247 92V91H246ZM1 93H2V90H1ZM4 93H5V91H4ZM61 93V92H60ZM65 93V92H64ZM64 93H62V95L64 94ZM131 93V92H130ZM155 93V92H154ZM158 93V92H157ZM173 93V92H172ZM177 93V92H176ZM183 93V92H182ZM196 93V92H195ZM199 93V92H198ZM201 93V92H200ZM199 93V94H200ZM253 93V92H252ZM50 94H52V95H57V93L55 94L54 92L52 93H50ZM144 94H146V93H144ZM162 94L163 93H161V96H162ZM167 94V93H166ZM193 94V93H192ZM247 94H248V92H247ZM8 95V94H7ZM47 95V94H46ZM51 95V96H52ZM177 95V94H176ZM175 95V96H176ZM179 95H180V93H179ZM184 95V94H183ZM242 95V94H241ZM0 96H1V94H0ZM141 96V95H140ZM157 96V95H156ZM159 96V95H158ZM157 96V97H158ZM160 96V98H162ZM172 96V95H171ZM174 96V97H175ZM186 96V95H185ZM194 96V95H193ZM202 96V95H201ZM240 96V95H239ZM7 97V96H6ZM20 97V96H19ZM22 97V96H21ZM142 97V96H141ZM156 97V98H157ZM163 97L165 98V96L163 95ZM181 98H182V96H180ZM188 97H190V96H188ZM196 97V96H195ZM200 97V96H199ZM2 98V97H1ZM145 98V97H144ZM156 98H153V99H156ZM164 98H163V100H164ZM179 98V97H178ZM180 98V99H181ZM184 98H186V97H184ZM190 98H192V97H190ZM22 99V98H21ZM152 99V100H153ZM183 99V98H182ZM182 99H181V103H182ZM187 99V98H186ZM193 99V98H192ZM6 100V99H5ZM151 99L149 100V101H152ZM159 100V99H158ZM171 100H174V99H172V97H171ZM185 100V99H184ZM183 100V101H184ZM197 101L195 102V100L193 101H191L190 99H187V101L185 102V104H180L179 105V107H181V105H183L185 108L187 107V106H189V107H195L196 108V110H195V112L198 110V111H200L201 110V105L198 103V99H196ZM242 100V99H241ZM244 100V99H243ZM247 100H248V98H247ZM1 101V100H0ZM7 101V100H6ZM147 102H149L148 100H146ZM154 102H155V100H153ZM165 101H167V99L165 100ZM177 101H179V99H177ZM3 102V101H2ZM156 102H157V99H156ZM164 102V101H163ZM162 102V103H163ZM171 102V101H170ZM170 102H168V103H170ZM201 102V101H200ZM249 102V101H248ZM258 102V101H257ZM260 102V101H259ZM258 102V103H259ZM4 103V102H3ZM144 103H146V102H143L142 103V105L144 104ZM152 103V105H154L153 104V102H151ZM161 103V102H160ZM147 104V103H146ZM145 104V105H146ZM149 104V103H148ZM157 104V103H156ZM166 104V103H165ZM164 104V105H165ZM172 104V103H171ZM171 104H169V105H171ZM178 104V103H177ZM176 104V105H177ZM262 104V103H261ZM264 104V103H263ZM4 105V104H3ZM3 105H0V106H2L3 107ZM115 105V104H114ZM134 105V104H133ZM132 105V106H133ZM150 105V104H149ZM173 105V104H172ZM175 105V106H176ZM5 106V105H4ZM148 106V105H147ZM145 107V106H144ZM152 107V106H151ZM154 107H155V105H154ZM158 107V106H157ZM139 108V107H138ZM161 108V107H160ZM160 108H158L159 110H160ZM206 108V109H205ZM2 109V108H1ZM107 109V108H106ZM140 109V108H139ZM151 109V108H150ZM173 109V108H172ZM175 109V108H174ZM179 109V108H178ZM190 109V108H189ZM102 110H103V108H102ZM105 110V109H104ZM114 109L112 108V110H111V113H106L105 114V117L103 118V119H101L99 122H95L94 124H91V123H86V124H83V125H79L78 127H75L74 129H67V130H64V131H62L61 133H58V134H56V135H53V136H51L50 138H49V140H47L46 142H43V143H45V145H43V143H42V145H40V146H38L37 147V150L38 151H40V150H42V152H40L42 155L44 154V153H47L48 151L49 152H56V150H59V149H61L63 146H65L68 142H70L71 140H77V139H79L80 140V138H82V137H85L87 134L89 135V134H91L94 130L93 129H96V131L97 130H101L102 131V133H104V134H106V135H113V134H116V132H117V129L119 128V122L122 120V117H121V115L118 113V112H116V111H113ZM148 110V109H147ZM152 110V109H151ZM154 110V109H153ZM159 110H157V111H159ZM162 110V112L160 113V115L159 116H157V114L156 115H154L153 116V118L151 119V120H148L149 121V124H148V126H150V127H148L151 131H153L154 133L155 132H157V131H160V129L161 128H165V127H167V123H168V120H169V122H170V117H168L170 114L169 113H171V117H172V120H171V124H172V126H173V124H175L174 126H176L177 124H179L180 123V121L182 122L181 123V125L182 124H184V122H185V124L186 125H183V128H185V130L187 129H189V132H190V127H192L193 126V128H192V130L193 129H195V127H198L197 125H194V124H191L192 122H194V121H196V122H198L199 124L201 123V120H198V118L196 119L195 118V120L193 119V118H189L188 120H187V118H188V116L189 115H191L192 114V112H191V114L188 112V109H185V110H187V111H185L183 108H182V110H184L185 112L184 113H179L176 109V111H170L171 110V107L170 106H168V105H166V107L165 106H163V108L161 109ZM180 110V109H179ZM191 110V109H190ZM192 110H193V108H192ZM100 111V110H99ZM110 111V110H109ZM108 111V112H109ZM112 111H113V113H112ZM141 111V110H140ZM150 111V110H149ZM202 111V112H203ZM96 112V111H95ZM107 112V111H106ZM136 112V111H135ZM148 112V111H147ZM154 112V111H153ZM152 112V113H153ZM156 112V111H155ZM194 112V113H195ZM244 112V113H243ZM98 113H100V112H98ZM97 113V114H98ZM104 113V112H103ZM158 113V112H157ZM197 114V113H196ZM95 115V114H94ZM93 115V116H94ZM137 115V114H136ZM140 115V114H139ZM193 115H195V114H193ZM102 116H104V115H102ZM145 116V115H144ZM199 116V115H198ZM210 116H212L211 118H210ZM249 116V118L251 119V116L250 115H248ZM96 117H99V115L98 116H96ZM118 117H121V118H118ZM155 117H159L160 119H163L162 121H167V122H164V123H166L167 125L164 127H162V124H158V123H155L153 120L155 119ZM95 118V117H94ZM143 118V117H142ZM169 118V119H168ZM209 118V119H208ZM129 119V118H128ZM160 119H158V120H160ZM166 119V120H165ZM194 121H193V120ZM7 120H8V117H7ZM95 120V119H94ZM97 120V119H96ZM130 121H132L131 119H130ZM249 121V120H248ZM91 122V121H90ZM147 122V121H146ZM191 122V123H190ZM251 122V121H250ZM7 123V122H6ZM122 123H125V122H122ZM148 123V122H147ZM155 124V125H153V124ZM248 125H247V124ZM8 124H9V127L11 128V123L8 121ZM139 124V123H138ZM213 124V122H209V124H207V125H209V127L210 128H217L215 125ZM121 125V124H120ZM170 125V124H169ZM168 125V126H169ZM190 125V127L188 128V126ZM252 125V124H251ZM256 125V124H255ZM6 126V125H5ZM147 126V125H146ZM153 126V127H152ZM179 126V128H180V125H178ZM177 126V127H178ZM184 126H186V127H184ZM248 127L249 129H247L246 127ZM257 126V125H256ZM4 127V126H3ZM93 127V128H92ZM122 127V126H121ZM171 127V126H170ZM170 127H168L167 129H169ZM224 127V126H223ZM260 127V126H259ZM258 127V128H259ZM92 128V132L90 131V129ZM173 128V127H172ZM201 128V127H200ZM4 129H6V127H4ZM167 129H165V130H167ZM174 129H177V128H174ZM214 129V130H215ZM225 129V128H224ZM78 130H80V131H83V134H81V135H76V136H69L68 138H66L63 142H61V144H59L57 147H54L53 146V143H54V141H55V138L57 137V136H60L61 134H64L65 132H72V131H78ZM145 130V129H144ZM170 130V129H169ZM173 130V129H172ZM191 130V132H194V130L192 131ZM200 130V129H199ZM213 130V129H212ZM218 130V129H217ZM7 131H9V129L7 130ZM162 131V130H161ZM171 131V130H170ZM177 132V130H174V133H176ZM179 131H180V129H179ZM183 131V133L184 132H187V131H184V130H182ZM227 131V130H226ZM225 131V132H226ZM262 131H264V129L262 130ZM88 132H91V133H88ZM95 132V131H94ZM93 132V133H94ZM190 132V133H191ZM197 132V131H196ZM159 133V132H158ZM173 133V131H171V134ZM178 134H180V133H178ZM177 134V135H178ZM182 134V133H181ZM187 134H189V133H187ZM186 134V135H187ZM164 136L166 135V132L163 134ZM173 135V134H172ZM176 135V136H177ZM192 135V134H191ZM155 136H156V134H155ZM160 136H162V132H161V135ZM159 136V137H160ZM188 136V135H187ZM190 136V135H189ZM114 137V136H113ZM112 137V138H113ZM173 137V136H172ZM177 137H179V136H177ZM223 137V136H222ZM228 137V136H227ZM226 137V138H227ZM151 137H149L148 139H149V142H150V139ZM163 138V137H162ZM170 138H171V135H170ZM190 138V137H189ZM192 138V137H191ZM233 138V139H234ZM109 140H111L110 138H108ZM115 139V138H114ZM146 139V138H145ZM156 139V138H155ZM167 139V137H165V140ZM177 139V138H176ZM193 139V138H192ZM196 139V138H195ZM195 139H193V140H195ZM228 139V138H227ZM113 140V139H112ZM126 140V139H125ZM158 140V139H157ZM191 140V139H190ZM7 139H5L4 140V142H6V143H2L3 145L4 144H6L7 145ZM117 141V140H116ZM159 141V140H158ZM168 141V140H167ZM169 141H170V139H169ZM219 141V140H218ZM248 141H250V143H247ZM113 142V141H112ZM160 142H163L162 140L160 141ZM165 142V141H164ZM191 142V141H190ZM189 142V143H190ZM238 142V141H237ZM13 143V142H12ZM15 143V142H14ZM134 143V142H133ZM251 143H255L254 145H252ZM64 144V145H63ZM72 144V143H71ZM70 144V145H71ZM112 144V143H111ZM168 144V143H167ZM171 144V143H170ZM201 144V143H200ZM9 145L10 144H8V147H9ZM20 146H21V148L22 147H24V149H25V152L27 151V149H29V147H26L23 143H20L19 144ZM30 145V144H29ZM28 145V146H29ZM101 145H102V143H101ZM104 145V144H103ZM133 145H135V144H133ZM138 145V144H137ZM156 145V144H155ZM5 146V145H4ZM15 146H16V144H15ZM72 146H75V144L73 145L72 144ZM112 146V145H111ZM141 146V145H140ZM148 146V145H147ZM165 146V145H164ZM194 146V145H193ZM197 146V148H199V145H196ZM195 146V147H196ZM0 147H1V145H0ZM7 147V148H8ZM12 147H14V146H12ZM17 147H18V145H17ZM80 147V146H79ZM100 147V146H99ZM104 147V146H103ZM131 148H134V147H136V145L134 146V147H132V146H130ZM177 148L176 149H174L173 148V146H172V149H173V151L174 152H176V153H178V154H186V152L184 151V149L183 148H181V147H179V146H176ZM231 147V146H230ZM20 148V149H21ZM70 148V147H69ZM74 148V147H73ZM72 148V149H73ZM104 148H106V147H104ZM125 148V147H124ZM138 148H139V146H138ZM142 148V147H141ZM153 148V154H154V152L156 153V151L154 150V147H152ZM232 148V147H231ZM18 149V148H17ZM45 149V150H44ZM74 149H77V147H75ZM80 149V148H79ZM111 149V148H110ZM140 149V148H139ZM10 150H11V148H10ZM22 150V149H21ZM70 150V149H69ZM68 150V151H69ZM121 149H119V151H120ZM124 150V149H123ZM134 151H136L135 149H133ZM180 150V151H179ZM200 150V149H199ZM227 150V149H226ZM6 150H4V152H5ZM32 150H29V152H31ZM45 151V152H44ZM60 151V150H59ZM64 151V150H63ZM80 151H81V149H80ZM109 151V150H108ZM111 151V150H110ZM137 151H138V149H137ZM152 151V150H151ZM171 151V150H170ZM220 151V150H219ZM11 152H12V150H11ZM58 152V151H57ZM56 152V153H57ZM75 152H77L76 150H75ZM112 152V151H111ZM144 152V151H143ZM142 152V153H143ZM167 152V151H166ZM213 152V151H212ZM216 152V151H215ZM221 152H223V151H221ZM226 152H228V151H226ZM55 153V154H56ZM61 153H62V151H61ZM72 153V152H71ZM83 153V152H82ZM121 153V152H120ZM132 153H133V151H132ZM132 153H131V151H130V155H132ZM140 153V152H139ZM147 153V152H146ZM168 153V152H167ZM201 153V152H200ZM7 154V153H6ZM33 154V153H32ZM49 154V153H48ZM51 154V153H50ZM121 154H124L123 152L121 153ZM136 154V153H135ZM138 154V153H137ZM136 154V155H137ZM175 154V153H174ZM233 154V153H232ZM245 154H247L246 152H245ZM3 155V154H2ZM53 155V154H52ZM59 155V154H58ZM83 155V154H82ZM134 155V154H133ZM141 155V154H140ZM143 155V154H142ZM148 155V154H147ZM146 155V156H147ZM150 155V154H149ZM155 155H157V153L156 154H154V155H150V157L152 158V156H155ZM202 155H204L206 158H203V162H205V164H206V171L205 172H207L208 171V175L210 174L211 176H215V177H217V175H215V174H213V173H215V170L213 171V165H215V163L217 164V162H220L221 161V159H217V157H215V156H213V154H210V153H205L204 151L202 152ZM224 155H226V154H224ZM1 156V155H0ZM69 156H71V155H69ZM74 156V155H73ZM77 156V155H76ZM113 156V155H112ZM160 156V155H159ZM167 156V155H166ZM184 156V155H183ZM217 156V155H216ZM219 156H220V153H219ZM228 156V155H227ZM134 157V156H133ZM136 157V156H135ZM135 157H134V161L135 162H137V159L139 158H137L136 160H135ZM150 157L148 158V156H147V159H149L150 160ZM170 157V156H169ZM171 157H172V155H171ZM188 157V156H187ZM222 157H224V156H222ZM250 157V156H249ZM47 158V157H46ZM129 158V157H128ZM127 158V159H128ZM146 157H144V159H145ZM175 158V157H174ZM226 158V157H225ZM246 158H248V156L246 157ZM245 158V159H246ZM251 158V157H250ZM249 158V159H250ZM56 159H58V158H56ZM126 159V160H127ZM161 159V158H160ZM175 159H177V157L175 158ZM174 159V160H175ZM141 160V159H140ZM152 160H153V158H152ZM151 160V161H152ZM161 160H163V159H161ZM169 160V159H168ZM179 160V159H178ZM233 160V159H232ZM116 161V160H115ZM133 160H132V162H134ZM176 161V160H175ZM239 161V160H238ZM242 161V160H241ZM25 162V161H24ZM118 162V161H117ZM126 162V161H125ZM125 162L123 163L124 165H121V166H125ZM129 162V161H128ZM131 162V164H133ZM141 162H143V161H141ZM145 162V161H144ZM150 162V161H149ZM223 162V161H222ZM226 162V161H225ZM243 162V161H242ZM28 163V162H27ZM68 163V162H67ZM71 163H72V161H71ZM139 163V162H138ZM137 163V164H138ZM152 163H153V161H152ZM163 163V162H162ZM165 163V162H164ZM229 164H230V161L228 162ZM244 163V162H243ZM73 164V163H72ZM128 163H126V165H127ZM135 164V163H134ZM145 165H146V163H144ZM150 163H148V165H149ZM204 164V165H205ZM219 164V163H218ZM228 164V165H229ZM241 164V163H240ZM49 165V164H48ZM74 165V164H73ZM228 165H226V167H224V168H227L228 167ZM68 166H70V165H68ZM128 166H130V164L128 165ZM135 166H136V164H135ZM144 166V165H143ZM161 166V165H160ZM169 166V165H168ZM25 167V166H24ZM31 167V166H30ZM71 167H72V165H71ZM71 167H69V168H71ZM127 167V166H126ZM141 167V166H140ZM145 167V166H144ZM151 167V166H150ZM167 167V166H166ZM215 167V166H214ZM27 168V167H26ZM73 168H74V166H73ZM112 168V167H111ZM118 168V167H117ZM130 168H132V167H130ZM135 168V167H134ZM146 168V167H145ZM156 168H158V167H156ZM164 168V167H163ZM162 167H161V169H163ZM178 168H180V167H178ZM217 168H218V166H217ZM216 168V169H217ZM220 168V167H219ZM232 168V169H233ZM105 169V168H104ZM136 170L138 169V168H135ZM160 169V170H161ZM231 169V170H232ZM254 169H257V170H254ZM262 169V170H261ZM51 170V169H50ZM202 170V169H201ZM219 170H221V169H219ZM128 171V170H127ZM148 171V170H147ZM157 171V170H156ZM62 172V171H61ZM115 172V171H114ZM117 172V171H116ZM132 172V171H131ZM137 172H139V171H137ZM140 172H143L142 170H140ZM139 172V173H140ZM145 172V171H144ZM158 172V171H157ZM172 172V171H171ZM170 172V173H171ZM204 171H202V173H205ZM227 172V171H226ZM234 172V171H233ZM232 172V173H233ZM22 173V172H21ZM24 173V172H23ZM49 173H55V174H57L59 177H61L63 180H65L67 177H66V175H64L66 178L64 179L62 176L63 175H60V174H58V173H56V172H49ZM48 173V174H49ZM108 173V172H107ZM113 173V172H112ZM125 173V172H124ZM134 173H135V171H134ZM173 173V172H172ZM201 173V174H202ZM224 173H225V171H224ZM235 173V172H234ZM125 174H127V176H128V174H129V172H127V173H125ZM131 174V173H130ZM129 174V175H130ZM148 174V173H147ZM161 174V173H160ZM166 174H168V173H166ZM174 174V173H173ZM187 174V173H186ZM213 174V175H212ZM226 174V173H225ZM142 175H143V173H142ZM141 174L140 175H138V176H142ZM144 175H146V173H144ZM149 175V174H148ZM162 175V174H161ZM165 175V174H164ZM168 175H170V174H168ZM202 175H204V174H202ZM208 175H206V176H208ZM99 176V175H98ZM126 176V177H127ZM135 176V175H134ZM156 176V175H155ZM205 176V175H204ZM213 176V177H214ZM124 177V176H123ZM131 177H132V175H131ZM136 177V176H135ZM143 177V176H142ZM144 177H147V176H144ZM154 177V176H153ZM173 177V176H172ZM213 177L211 178L210 177V179H212L211 181H213ZM214 177V181H215V178ZM36 178V177H35ZM109 178V177H108ZM111 179H112V177H110ZM128 178V177H127ZM148 178V177H147ZM147 178H145L146 180H147ZM170 178V177H169ZM193 178V177H192ZM205 178V177H204ZM208 179H209V176L207 177ZM43 179H44V177H43ZM42 179V180H43ZM111 179H109V180H111ZM123 179V178H122ZM125 179V178H124ZM129 179V178H128ZM141 179V178H140ZM154 179H155V177H154ZM171 180H173V181H175L174 180V178H170ZM184 179V178H183ZM210 179H209V181H210ZM149 180V179H148ZM207 180V179H206ZM218 180V179H217ZM67 182H68V184H67V187H69V184H70V181H68V180H66ZM112 182L114 181V183H115V181L116 180H111ZM122 181V180H121ZM132 181H133V179H132ZM142 181V180H141ZM73 182V181H72ZM106 182V181H105ZM117 182V181H116ZM119 182V181H118ZM125 182V181H124ZM123 182V183H124ZM128 182V181H127ZM138 182V181H137ZM151 182V181H150ZM154 182L155 183H157V184H161V182L159 181V180H154ZM198 182V181H197ZM217 181H215V183H216ZM37 183V182H36ZM107 183H110L111 184V182H107ZM113 183V184H114ZM126 183V182H125ZM140 183H144V182H139L138 184L139 185H143V184H140ZM153 183V182H152ZM187 183V182H186ZM189 183V182H188ZM185 184V183H184ZM190 184V183H189ZM194 184H196L195 182H194ZM198 184V183H197ZM214 184V183H213ZM220 184V183H219ZM7 185V184H6ZM1 186L0 185V187L2 188V193H1V195H0V198H2V196H3V200H4V197L6 196V197H10V196H12V198L10 197V199L9 200H7L8 202H10V200L12 201V199L14 200V198H21V194L20 193H22V190H20V189H13V188H10V187H7V186ZM39 185V184H38ZM85 185V184H84ZM93 185V184H92ZM108 186H109V184H107ZM106 185V186H107ZM115 185H117V184H115ZM193 185V184H192ZM191 185V186H192ZM201 185V184H200ZM216 185V184H215ZM222 185H224V184H221V186ZM28 186V185H27ZM71 186H77L76 185V183H71ZM82 186H83V183H82ZM96 186H98V184L96 185ZM118 186H120L119 184H118ZM129 186V185H128ZM137 186V185H136ZM141 186H139V187H141ZM146 187H147V185H145ZM202 186V185H201ZM211 186V187H210ZM209 187L211 188V190L210 191H212V193H215L216 191L215 190H217V192H221L220 191V189H218L217 187L219 186H213V185H210ZM15 187H16V185H15ZM112 187V186H111ZM122 187H123V185H122ZM130 187V186H129ZM133 187V186H132ZM143 187V186H142ZM146 187H143V189L144 188H146ZM151 187V186H150ZM156 187V186H155ZM160 187V186H159ZM190 187V186H189ZM196 187V186H195ZM195 187H194V189H195ZM207 187V186H206ZM73 188V187H72ZM82 188V187H81ZM87 188V187H86ZM93 188H95V187H93ZM97 188V187H96ZM101 188L102 189H104V187H102V185H101ZM114 188H116V187H113V189ZM118 188V187H117ZM178 188H179V186H178ZM181 188V190H182V196L180 197V201L178 202V203H176L173 207H172V212L174 213V215H175V218L177 219V216H178V214L176 213L177 211V208L179 209V208H181V207H185V206H194V208L195 209H193V208H190V209H187V210H185V211H183L185 214H186V217H190V218H192L193 216L191 215L192 213H193V215H194V217L193 218H195L194 220H196L197 222H194V223H196L197 225H195L194 224V226H197V228H200V227H202V224H205L204 222H209V217L207 218V217H205V216H203V214H204V212H206V210L207 209H211L212 208V211H214V210H217V203H219V201H216V202H213V197H211V198H209L208 196V193L206 192V190H205V195L203 194V191L202 192H200V194L196 197L195 196V194L193 195L194 197H192V196H190L191 194H189V195H187L188 196V198H185L184 197V195H183V193L184 192H186L188 189L186 188V187H184V186H181L180 187ZM209 188V189H210ZM216 188V189H215ZM21 189H23V188H21ZM74 190H75V194L69 199V205L67 206V209H66V212H65V214H64V224H63V226H61V227H57L54 223H52V222H50V221H47V220H45V219H42V218H40L39 216H38V214H36L33 210H32V208L29 206V204H28V197H29V195L33 192V190H32V192L29 194L28 192H27V194H29L28 195V197L26 196H24L25 198H23L24 199V202H27V204H28V206H29V208L32 210V212L39 218V219H41V220H44V221H46V222H48L49 224H48V226L50 225V226H52V228L54 229V231L55 232H57V233H59L61 230H65L66 232H60V233H62V234H68L69 232H70V230L71 229H73L74 228V225L76 224L73 220H71L70 218H69V215H70V213H71V211H73V204H75V203H73L74 202V200L76 199V198H78V194L80 193V195H81V192H79L80 191V189H77V188H73ZM99 189V188H98ZM98 189H95V191L96 190H98ZM105 189H107V188H105ZM112 189V190H113ZM135 189H136V187H135ZM138 189V188H137ZM142 189V190H143ZM152 189V188H151ZM154 189V191H155V188H153ZM152 189V190H153ZM215 189V190H214ZM108 190V189H107ZM111 190V191H112ZM116 190V189H115ZM118 190V189H117ZM120 190V189H119ZM126 190V189H125ZM163 190V189H162ZM201 190H204V187H202V189ZM105 191V190H104ZM121 191V190H120ZM131 191V190H130ZM138 191V190H137ZM136 191V192H137ZM146 191H147V188H146ZM156 191H157V193H158V195L161 197H163V195H162V192H161V189L160 188H156ZM107 192V191H106ZM119 192V191H118ZM124 192V191H123ZM198 192V191H197ZM222 192H223V190H222ZM252 192V193H253ZM25 193V192H24ZM98 193V192H97ZM112 193V192H111ZM133 193V192H132ZM148 193H150V192H148ZM147 193V194H148ZM151 193H153V192H151ZM166 193V192H165ZM89 194H91V193H89ZM120 194H121V192H120ZM124 194H125V192H124ZM164 194V193H163ZM198 194V193H197ZM196 194V195H197ZM95 195V194H94ZM98 195V194H97ZM102 195H103V193H102ZM109 196V193H107L105 196ZM123 195V194H122ZM138 195V194H137ZM221 195H224V194H222L221 193ZM96 196V195H95ZM113 196V195H112ZM116 197L118 196V194L117 195H115ZM126 196H127V193H126ZM139 196H141V195H139ZM155 196V195H154ZM225 196V195H224ZM223 196V197H224ZM8 197V198H9ZM80 197V196H79ZM103 197H104V195H103ZM130 197V196H129ZM145 197V196H144ZM159 197V198H160ZM161 197V198H162ZM169 197V196H168ZM259 197V196H258ZM260 197V198H261ZM113 198V197H112ZM115 198V197H114ZM122 198V197H121ZM141 198L143 199V196H141ZM147 199H148V197H146ZM157 198V197H156ZM165 198V197H164ZM225 198V197H224ZM74 199V200H73ZM103 199V198H102ZM124 200H125V197L123 198ZM136 199H138L137 197H136ZM152 199V198H151ZM150 199V200H151ZM163 199V198H162ZM200 201H199V200ZM226 199V198H225ZM0 200H2V199H0ZM20 200V199H19ZM73 200V201H72ZM79 200H81V199H79ZM104 200H105V198H104ZM106 200H108V199H106ZM122 200V199H121ZM139 200V199H138ZM154 200V199H153ZM227 200V199H226ZM227 200V201H228ZM263 200V199H262ZM15 201V200H14ZM71 201H72V204H71ZM110 201V200H109ZM111 201H112V199H111ZM114 201V200H113ZM129 201H132V200H129ZM128 201V203H130ZM149 200H147V202H148ZM170 201V200H169ZM197 201L200 203V205L199 206H195V204H193V203H197ZM244 201V200H243ZM251 201V200H250ZM253 201V200H252ZM1 202V201H0ZM4 202H6V201H4ZM3 202V203H4ZM77 202V201H76ZM124 202H126V201H124ZM134 202V201H133ZM164 202V203H163ZM241 202H242V200L240 201V204H241ZM259 202V201H258ZM2 203V204H3ZM7 203V202H6ZM17 202H15V204H16ZM103 203V202H102ZM106 203H107V201H106ZM111 203V202H110ZM135 204H136V201L134 202ZM143 203H145V202H143ZM155 203V202H154ZM167 199L165 198V199H163L162 200V203L161 202H157V203H155V205H154V209L153 210H151V212L149 213L148 212V214H149V216H151L150 218H152V221H155V223H158V225H160L159 223H163L164 221H166V219L169 217L168 215L169 214H171L172 212L168 209V208H166V206H167ZM244 203V202H243ZM243 203H242V205H243ZM256 203V202H255ZM261 203V202H260ZM11 204V203H10ZM13 204H14V202H13ZM112 204H115V203H112ZM111 204V207L113 208V205ZM133 204V203H132ZM149 204V203H148ZM224 204V203H223ZM246 204H247V202H246ZM4 205H5V203H4ZM4 205H2V207L4 206ZM7 205V204H6ZM106 205V204H105ZM118 205V204H117ZM123 205V204H122ZM134 205V204H133ZM239 205V204H238ZM245 205V204H244ZM257 205V204H256ZM13 206H15V205H13ZM27 206V205H26ZM24 207V208H26L25 209V211L26 212H28L27 210V207ZM109 206V205H108ZM118 206H120V205H118ZM117 206V207H118ZM131 206V205H130ZM135 206V205H134ZM223 206V205H222ZM247 206V205H246ZM245 206V207H246ZM249 206H250V204H249ZM17 207V206H16ZM94 207V206H93ZM103 207V206H102ZM115 207H116V204H115ZM136 207H138V206H136ZM149 207H150V204H149ZM224 207V206H223ZM241 207V206H240ZM253 207V206H252ZM260 207V206H259ZM8 209L10 208V207H7ZM14 208V207H13ZM88 208V207H87ZM96 208V207H95ZM98 208V207H97ZM106 208H107V206H106ZM109 208V207H108ZM122 208V207H121ZM125 208V207H124ZM130 208V207H129ZM128 208V209H129ZM133 208H135V207H133ZM139 208H141V207H139ZM228 208V207H227ZM247 208H248V206H247ZM256 208V207H255ZM15 209V208H14ZM21 209V208H20ZM83 210L85 209V208H82ZM89 209V208H88ZM94 209V208H93ZM102 209V208H101ZM114 209H117V208H114ZM229 209V208H228ZM257 209H258V207H257ZM2 210H4V211H6L5 209H3L2 208ZM10 210V209H9ZM87 210V209H86ZM104 210V209H103ZM108 211H109V209H107ZM135 210H137V209H135ZM11 211V210H10ZM25 211L23 212L24 213V215L25 214H27V213H25ZM113 211V210H112ZM116 211V210H115ZM118 211V210H117ZM189 211L190 212H192V213H189ZM211 211V210H210ZM225 211V210H224ZM256 211V212H255ZM86 212V211H85ZM91 211L89 210V213H90ZM99 212H101V210H99ZM121 212H122V210H121ZM132 212V211H131ZM229 212V211H228ZM227 212V213H228ZM7 213V212H6ZM21 213V212H20ZM29 213V212H28ZM102 213V212H101ZM120 213V212H119ZM125 213V212H124ZM138 214H139V212H137ZM227 213L226 212H220V216L223 218L224 217V219H223V222H227L228 223V220H227V217H228V219L229 220H231V221H233L234 222V227H231V225H229V224H227L228 226H225V228H224V230H232V229H235V226L236 227H238L236 230H234V234L235 235H233V238H234V240L235 241H232V242H229V245L228 246H230L229 248H230V250L232 249V247L234 248V245L233 244H236V243H240V245H241V250H243V251H241L240 252V254H239V256H238V261H239V263L240 264H264V239L262 238V236H260V234H259V231L257 230V225L259 224L260 225V227L261 226H263V224L261 225V223L262 222H264V205H262L261 204V207L258 209V210H253V212L252 213H245V211H241V213H239V215H237V214H235V215H233V214H230V212L228 213V215H227ZM32 214V213H31ZM81 214H82V212H81ZM80 214V215H81ZM88 214V213H87ZM92 214V213H91ZM94 214H97V213H94ZM127 214V213H126ZM130 214V213H129ZM132 214V213H131ZM214 214V213H213ZM19 215V214H18ZM23 215V214H22ZM29 215H30V213H29ZM29 215H27V217L29 216ZM122 215V214H121ZM124 215V214H123ZM122 215V216H123ZM135 215V214H134ZM146 215V214H145ZM215 215V214H214ZM213 215V216H214ZM32 216V215H31ZM86 216H88L89 217V214L88 215H86V213H85V217ZM95 216V215H94ZM100 216V215H99ZM128 216V215H127ZM132 216H133V214H132ZM26 217V216H25ZM27 217H26V220H27ZM36 217V218H37ZM77 217V216H76ZM78 217H80V216H78ZM84 217V218H85ZM93 216L91 215V218H92ZM98 217V216H97ZM101 217V216H100ZM103 217H105V216H103ZM103 217H102V220H100L99 219V221H101L102 222V225H106V224H108L107 222H108V220H106L105 221V218L103 219ZM107 217V216H106ZM135 217V216H134ZM137 217V216H136ZM216 216H214V224L216 225V218H215ZM219 217V216H218ZM24 218V217H23ZM29 218L30 219H32L30 216H29ZM28 218V219H29ZM34 218V217H33ZM36 218L34 219V224H33V222L31 223V224H33L34 226H35V220H36ZM87 218V217H86ZM90 218V219H91ZM112 218V217H111ZM116 218V217H115ZM127 218H130V217H127ZM190 218H188V222L190 221L189 219ZM220 218V217H219ZM78 220H79V218H77ZM76 219V220H77ZM96 219V218H95ZM131 219V218H130ZM19 220H21V218H19ZM25 220V221H26ZM75 220V219H74ZM77 220V221H78ZM80 220H84V219H82V217L80 218ZM86 220H88V218L86 219ZM98 220V219H97ZM24 221V223H27L28 222V225H29V221H26L25 222ZM32 221V220H31ZM73 221V222H72ZM91 221V220H90ZM111 221H113V220H111ZM174 222L176 221V220H173ZM211 221H212V219H211ZM78 222H80V221H78ZM77 222V223H78ZM87 222V221H86ZM98 222V221H97ZM100 222V223H101ZM192 222V221H191ZM39 223H41V222H39ZM38 223V224H39ZM166 223V222H165ZM175 223H177L178 224V222H175ZM30 224V225H31ZM37 224V223H36ZM37 224V225H38ZM97 225H99V222L98 223H96ZM113 224V223H112ZM153 224V223H152ZM21 225H23V224H21ZM40 225V224H39ZM45 225H47L46 223H45ZM77 225V224H76ZM85 225V224H84ZM84 225H82V226H84ZM109 225V224H108ZM186 225L187 224H182V226L181 225H176L175 227H172V230H173V233L174 232H184V233H186V230H188V227H186ZM209 225V227H210V224H208ZM1 226V225H0ZM32 226V225H31ZM30 226V227H31ZM96 225H94L93 227H95ZM99 226H101V225H99ZM112 226H115V225H112ZM156 226H157V224H156ZM189 226V225H188ZM193 226V225H192ZM15 227V226H14ZM44 227V226H43ZM47 227V226H46ZM88 227V226H87ZM259 227V228H260ZM27 228H28V226H27ZM41 228V227H40ZM47 228H49V227H47ZM46 228V229H47ZM77 228V227H76ZM81 228V227H80ZM86 228V227H85ZM90 228V227H89ZM101 228V227H100ZM108 228H110V227H108ZM262 228H264V226L262 227ZM33 229H35L36 230V226L35 227H33ZM42 229V228H41ZM45 229V230H46ZM50 229V228H49ZM88 229V228H87ZM102 230H103V226H102V228H101ZM111 229V228H110ZM20 230V229H19ZM40 230V229H39ZM75 230V229H74ZM74 230H71V231H74ZM85 230V229H84ZM99 230V229H98ZM104 230H105V228H104ZM27 231V230H26ZM47 231H49V230H47ZM50 231H51V229H50ZM96 231H97V229H96ZM95 231V232H96ZM228 231H224V233H226V234H228L227 232ZM18 232V231H17ZM40 232V231H39ZM42 232H43V230H42ZM76 232V231H75ZM88 232V231H87ZM92 232H93V230H92ZM108 232V231H107ZM209 232H210V235L215 239V241H217L218 239H219V237H218V234L217 235H215V236H213V233H214V230L213 229H211V227L209 228ZM262 232V231H261ZM264 232V231H263ZM78 233H80V232H78ZM81 233H82V230H81ZM106 233V232H105ZM216 233V232H215ZM1 234V233H0ZM34 234H35V232H34ZM51 234H52V232H51ZM71 234H72V232H71ZM75 234V233H74ZM85 235L86 234H89V233H84ZM93 234V233H92ZM175 234V233H174ZM179 234V233H178ZM182 234V233H181ZM188 234V233H187ZM196 234V233H195ZM262 234V233H261ZM36 235V234H35ZM193 235V234H192ZM242 235V236H241ZM69 236V235H68ZM67 236V237H68ZM71 236H73V235H71ZM70 236V237H71ZM97 236V235H96ZM95 236V237H96ZM106 236V235H105ZM108 236V235H107ZM196 236H197V234H196ZM38 237V236H37ZM74 237V236H73ZM78 237V236H77ZM50 238H52V237H50ZM65 238V237H64ZM82 238V237H81ZM97 238V237H96ZM39 239V238H38ZM55 238H53L52 240H54ZM62 239V238H61ZM69 239V238H68ZM92 239V238H91ZM145 239V238H144ZM144 239L142 238L141 239V243L143 242L144 243ZM199 239H202L201 237H198V240ZM226 239V238H225ZM3 240V239H2ZM63 240V239H62ZM80 240V239H79ZM83 240V239H82ZM238 240V241H237ZM49 241V240H48ZM66 241V240H65ZM210 241H212V242H215L213 239H210L209 238V242ZM223 241V240H222ZM1 242V241H0ZM26 242V241H25ZM45 242V241H44ZM62 242V241H61ZM71 242H73L72 240H71ZM70 242V243H71ZM206 242V241H205ZM225 242H226V240H225ZM228 242V241H227ZM226 242V243H227ZM2 243V242H1ZM0 243V244H1ZM36 243H37V240H36ZM38 243H40V242H38ZM38 243H37V245H38ZM49 243V242H48ZM53 243V242H52ZM60 243V242H59ZM79 243V242H78ZM218 243V242H217ZM3 244H4V242H3ZM35 244V243H34ZM41 244V243H40ZM45 244V243H44ZM57 244V243H56ZM65 244V243H64ZM75 244H77V242H75L74 243V246H75ZM83 244V243H82ZM139 244H140V242H139ZM219 244V243H218ZM24 245H26V244H24ZM33 245V244H32ZM49 245V244H48ZM67 245V244H66ZM71 245V244H70ZM73 245V244H72ZM71 245V247H73ZM3 246V245H2ZM60 246V245H59ZM78 246H80V245H78ZM101 246V245H100ZM3 247H5V246H3ZM2 247V248H3ZM40 247H41V245H40ZM43 247V246H42ZM63 247V246H62ZM77 247V246H76ZM82 247V246H81ZM80 247V248H81ZM216 247V246H215ZM215 247H212V248H207V247H202V246H200V244L197 242V240H193V239H191V240H186V241H184V242H182V249L183 250H186L187 252H189V253H196V254H198V256H201V255H203L204 257H212V258H214V260L215 261H219V260H221V259H224V264H236V262H235V260L233 259V257L232 256H228V255H225L224 253H225V251H227L228 249H226L224 246H218L217 248H215ZM66 248V247H65ZM74 248V247H73ZM72 248V249H73ZM10 248H9V245H7V247H5L4 248V253H2V254H0V264H25L23 261H21L19 258H18V256L17 255H13L11 252H10V250H9ZM29 249V248H28ZM27 249V250H28ZM71 249V250H72ZM1 250V249H0ZM35 250V249H34ZM37 250H38V247H37ZM61 250V249H60ZM84 250V249H83ZM194 250V251H193ZM33 251V250H32ZM32 251H31V254H32ZM39 251V250H38ZM49 251V250H48ZM35 252H36V250H35ZM40 252V251H39ZM56 252V251H55ZM136 252V251H135ZM138 253H139V250L137 251ZM49 253V252H48ZM48 253H46V254H48ZM81 253V252H80ZM86 253H88V252H86ZM85 253V254H86ZM231 253V252H230ZM28 254L30 255V253L28 252ZM45 254V253H44ZM256 254H257V256H256ZM81 255H83V254H81ZM87 255V254H86ZM33 256V255H32ZM59 256V255H58ZM60 256H61V253H60ZM77 256H80V255H77ZM181 256V255H180ZM30 257V256H29ZM34 257H35V254H34ZM34 257H32V258H34ZM52 257V256H51ZM56 257H57V255H56ZM83 257V256H82ZM81 257V258H82ZM178 257H179V255H178ZM36 258V257H35ZM40 258V257H39ZM39 258H37V259H39ZM48 258H50L49 256H48ZM55 258V257H54ZM59 257H57V259H58ZM76 258V257H75ZM88 258V257H87ZM73 259V258H72ZM83 259V258H82ZM99 259V258H98ZM177 259H179V260H181V257L180 258H177ZM34 260V259H33ZM41 260H44L43 258L41 259ZM60 260V259H59ZM59 260H55V261H58L59 262ZM50 261V260H49ZM52 261V260H51ZM54 261V262H55ZM82 261H85L84 259L82 260ZM57 262V263H58ZM181 262V261H180ZM34 263H35V260H34ZM41 263H43V262H41ZM189 264V263H188ZM190 264H198L197 262H190Z\"/></svg>", "mask_w": 264, "mask_h": 264}, {"label": "water", "instance_id": "3", "mask_svg": "<svg viewBox=\"0 0 264 264\" xmlns=\"http://www.w3.org/2000/svg\"><path fill=\"white\" fill-rule=\"evenodd\" d=\"M28 30V28L23 29V31ZM67 44L71 47H76V43L70 39H67ZM20 77L21 80L31 79V75L27 73L22 74ZM81 134H83V131L80 130L65 132L55 138L53 146L57 147L69 136ZM173 148L176 149L177 147L173 146ZM67 184L68 182L57 174L49 173L28 197V204L32 210L40 218L54 223L57 227L63 226L64 214L69 205L68 201L75 194V190L72 187H67ZM1 193L2 188L0 187V195Z\"/></svg>", "mask_w": 264, "mask_h": 264}]
</instances>
